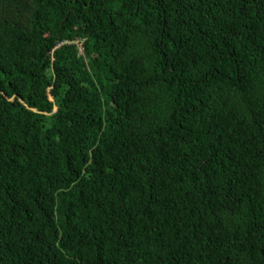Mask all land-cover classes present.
<instances>
[{
	"label": "trees",
	"instance_id": "trees-1",
	"mask_svg": "<svg viewBox=\"0 0 264 264\" xmlns=\"http://www.w3.org/2000/svg\"><path fill=\"white\" fill-rule=\"evenodd\" d=\"M0 264H264V0H0Z\"/></svg>",
	"mask_w": 264,
	"mask_h": 264
}]
</instances>
